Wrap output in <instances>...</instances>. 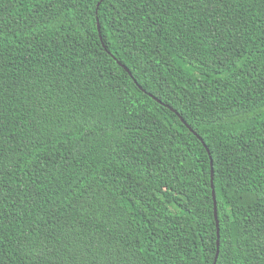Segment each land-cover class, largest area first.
I'll return each instance as SVG.
<instances>
[{"label":"trees","instance_id":"trees-1","mask_svg":"<svg viewBox=\"0 0 264 264\" xmlns=\"http://www.w3.org/2000/svg\"><path fill=\"white\" fill-rule=\"evenodd\" d=\"M218 238L264 264V0H0V264H213Z\"/></svg>","mask_w":264,"mask_h":264},{"label":"water","instance_id":"water-1","mask_svg":"<svg viewBox=\"0 0 264 264\" xmlns=\"http://www.w3.org/2000/svg\"><path fill=\"white\" fill-rule=\"evenodd\" d=\"M98 26H99V30H101L100 24H98ZM118 62H119V64H120L121 66H123V67H124L129 73H130V75H132L131 71L129 70V68H128L125 64H123V63H122L121 61H119V60H118ZM136 82H137V81H136ZM140 88H141L142 90L145 91V89H144L143 87L140 86ZM150 95H151L155 100L159 101L160 103L162 102L160 99H158L157 97H155L153 94H150ZM170 109L173 110L174 112H176V113L181 117V115H180V114H179L174 108L170 107ZM181 118H182V117H181ZM182 120H184V119L182 118ZM186 124H187V123H186ZM187 126L190 128L191 131L194 132L195 135H197V136L202 140V142L204 143V145L207 147V145L205 144L203 138H202L201 136H199L198 133H197L196 131H194L193 128H192L189 124H187ZM207 149H208V151H209V148H208V147H207ZM209 152H210V151H209ZM212 163H213V162H212ZM213 175H214V174H213ZM213 187H214V184H213ZM213 196H214V201H215V216H216V219H217V225H218V236H219V221H218V214H217V200H216V192H215V189H214V188H213ZM219 246H220V243H219V238H218V252H217V256H216L215 261H214L213 264H216V263H217L218 253H219Z\"/></svg>","mask_w":264,"mask_h":264},{"label":"rangeland","instance_id":"rangeland-1","mask_svg":"<svg viewBox=\"0 0 264 264\" xmlns=\"http://www.w3.org/2000/svg\"><path fill=\"white\" fill-rule=\"evenodd\" d=\"M111 55H112L114 58H116L112 53H111Z\"/></svg>","mask_w":264,"mask_h":264}]
</instances>
